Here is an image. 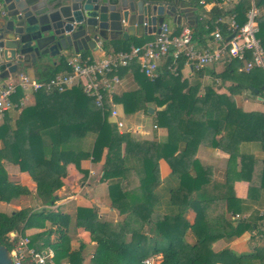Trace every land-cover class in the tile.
<instances>
[{
	"label": "trees",
	"instance_id": "obj_1",
	"mask_svg": "<svg viewBox=\"0 0 264 264\" xmlns=\"http://www.w3.org/2000/svg\"><path fill=\"white\" fill-rule=\"evenodd\" d=\"M198 1L192 0L186 5L196 10L202 7ZM211 1L214 0H203L204 3ZM253 1L259 10L255 18V37L264 52V0ZM248 7V0H239L231 8L230 11L236 14L237 25L244 22ZM208 14L213 18L224 12L213 7ZM205 23V20L196 21L191 26L192 39L199 44L209 39L207 35L213 29L211 21H207V28ZM179 28L180 25L175 26L172 33ZM108 43L102 41L100 46L105 52L109 51ZM115 43L118 47H113V51L127 50L130 45H140L143 41L130 37ZM79 53L82 57L89 56L88 51ZM171 62L172 58L167 56L153 79L140 73L136 65L130 69L128 66L120 68L119 76L131 71L134 86L112 94L110 99L119 104L125 114L137 111L147 114V107H153V125L166 129L164 142L141 140L127 131L119 132L107 120L110 111L107 98L102 107H98L82 92L80 85L62 92L46 93L42 89L34 92L33 104L22 107L13 124H9V119L0 123L3 143L0 148V201L9 202L29 193L17 181L7 179L1 160L26 172L35 183V194L41 204L50 205L54 202V191L61 186L67 164L71 163L79 170L81 160L97 162L104 152L101 178L107 181L110 205L123 218L118 223L101 221L92 209L76 208L72 231L80 227L95 242L87 264H139L143 258L156 253L161 255L159 264H264V246L240 254L228 249L211 250L215 240L237 237L255 224L252 215L247 219L233 217L244 210L242 199L234 196L233 179L249 181L252 157L239 155L242 175L237 173L233 179L210 187L209 179L194 158L196 147L200 144L215 146L217 135L238 144L257 143L264 152V112L244 111L231 98L248 90L250 94L260 96L264 103V69L254 67L245 72L241 69L242 63L232 59L223 63L219 72L210 65L183 77L180 70L184 59L180 57L174 62V70L167 69ZM63 70H68L65 61L39 68L35 76L37 80L45 81ZM205 75L229 81L228 94L216 92L211 84L202 85L201 79ZM249 87L256 88L257 93L249 91ZM21 97L22 92L18 89L11 99L17 102ZM180 143L184 146L178 151ZM160 158L179 180L178 186L170 191L169 200L174 207L170 213L156 210L157 161ZM235 158V155L228 156V172ZM128 170L137 179L136 185L130 188L121 185V178ZM259 187L264 189V159L261 160ZM214 190L216 193H208ZM200 195L203 197L199 198ZM139 203L144 204L140 209L136 206ZM247 203L248 206L252 200ZM188 208L195 213L192 223L182 217ZM146 225L147 230L144 229ZM68 226L59 212L43 207L37 211L21 208L10 214L0 212V242L9 251L25 229L45 228L29 237V246L36 251L46 247L52 250L50 261L44 264H83L85 245L79 242L75 248L71 247ZM187 230L194 236L191 244L184 240ZM22 264L31 263L24 260Z\"/></svg>",
	"mask_w": 264,
	"mask_h": 264
},
{
	"label": "crops",
	"instance_id": "obj_2",
	"mask_svg": "<svg viewBox=\"0 0 264 264\" xmlns=\"http://www.w3.org/2000/svg\"><path fill=\"white\" fill-rule=\"evenodd\" d=\"M214 5L206 4L202 6L199 12H195V16L204 11L210 10ZM215 7V6H214ZM170 24V25H169ZM167 23L168 29L172 32L177 26L174 23ZM136 39L141 41H147L151 39L150 35L146 36H133ZM109 42L108 49L109 51L113 50V47H118V43L115 41L119 40H107ZM102 41L96 43L94 49L87 50L89 56L97 58L101 56L105 51L101 49ZM72 53V52H67ZM55 65L56 59L53 61ZM52 65V63L50 64ZM52 65V66H53ZM135 66L134 62H131L128 65V69ZM48 67V66H47ZM218 66L214 67L217 71ZM41 67L37 65L33 69L30 68L26 70L25 74L36 79L35 71ZM45 69V67L43 68ZM220 71V70H219ZM131 71L126 72L120 76V84L116 85L113 88L112 94L120 93L126 89L133 88ZM181 74H186L185 70H180ZM189 74V73H188ZM190 75V74H189ZM207 77L208 76H204ZM204 79V78H203ZM257 96V101L263 107L261 109L253 110V107L258 106V104L252 101V110H245L240 106L246 100H249L247 97H243L242 100L240 95H233L231 98L235 100L234 102L239 105L244 111H259L264 112V103L263 99ZM238 97V98H235ZM34 102L33 93L26 92V95L23 99V102L20 107H16L12 110H6L0 116V123L3 119H9V124H13L16 117L18 116L22 107L32 105ZM118 112L120 113V119L122 120V127L119 129V132L127 131L134 138L156 142H164L166 139V129L163 127L153 126V120L151 116L144 114L142 111H137L130 114H125L122 112L121 106L115 104ZM153 108V107H152ZM139 116V117H137ZM126 118V120H123ZM139 118L142 121H134ZM216 145L209 146L200 144L195 149L194 158L198 161L199 165L205 172V176L209 179V187L211 184H222L228 179H233L235 174H241V160L239 155H249L252 157V168L249 173V181L241 180L240 178L233 179L232 190L236 198L242 199V206L244 210L240 213H235L234 218L247 219L252 215V220L255 222L252 229L244 231L237 237H232L230 239L219 238L212 242L211 250L213 252H218L224 249H228L236 254L240 253H250L258 247L264 246V189L261 190L259 187V175L261 170V160L264 159V152L261 151L260 146L257 143H242L238 144L233 142L222 135L215 136ZM3 146V143L0 139V148ZM184 144L180 143L177 150L180 151L183 149ZM229 155H235V163L230 164V171L226 169L227 159ZM104 159V152L101 156V159L97 162H92L90 159H83L79 162V170L74 167L73 164L66 165V173L61 178V186L54 191V202L50 205H42L39 198L35 194V183L28 176L26 172L19 171L17 165L12 164L6 160H1V164L7 174V179L12 181H17L22 186L26 187L29 191L28 194L22 195L18 198H13L9 202L0 201V212L5 214H10L13 211L19 210L21 208H27L30 211H37L40 208H45L51 211L59 212L62 221L68 223V228L71 231V247L75 248L77 243H83L84 249L82 255L84 257L83 264H87L90 257L92 256L95 242L91 241L88 235V232L83 230L80 227H76L74 231L72 224L75 217V210L77 207H84L92 209L97 217L101 221H109L112 223L121 222L123 215L119 214L118 211L110 205L107 192V181L101 178L102 170L101 165ZM159 183L155 188L156 194V210L160 213H170L173 210V206L170 204V191L176 188L179 184V180L176 175H174L166 161L160 158L157 161ZM246 173V172H245ZM242 175V174H241ZM137 183L136 176L132 171H125L121 178V185L123 187H133ZM216 193L214 191H208V193ZM251 193V195H249ZM203 195H200L199 198H202ZM208 197V196H207ZM245 199V200H244ZM248 200H252L247 206ZM143 203H139L136 206L138 209L143 207ZM246 207V208H245ZM142 211V210H141ZM145 214L144 212H141ZM256 213V215L254 214ZM195 213L192 209L188 208L182 215V217L188 222L192 223L194 220ZM230 218V215H227ZM45 226H48V222L45 223ZM45 228L31 227L24 230V234L28 236L34 235L41 232ZM147 230V225L145 228ZM52 238V236H51ZM184 240L191 244L194 241V236L190 230H187L184 235ZM49 247H46L47 249ZM61 264H65L62 262ZM221 264V263H217Z\"/></svg>",
	"mask_w": 264,
	"mask_h": 264
},
{
	"label": "built area",
	"instance_id": "obj_3",
	"mask_svg": "<svg viewBox=\"0 0 264 264\" xmlns=\"http://www.w3.org/2000/svg\"><path fill=\"white\" fill-rule=\"evenodd\" d=\"M238 1L214 0L209 3L198 1L201 6L212 4L214 8L224 12L213 18L208 14L209 9L196 15V21H206L205 28L209 25L207 21H211L213 25V29L207 35L209 39L203 44L192 39L191 26H180L176 33H172L167 24L161 23L160 31L151 34L150 40L140 45H130L127 50H111L97 58L82 57L79 52L68 54L64 60L68 70L57 72L48 80H37L22 72L14 78L10 76L12 73L9 74L7 77L9 80L6 81L0 78V116L6 110L20 107L26 92L34 93L39 89L46 93L62 92L72 86L80 85L82 92L98 107H102L104 98H107L110 104L107 120L119 131L122 120L115 103L110 99L113 88L120 84L118 70L131 62H134L138 71L148 79L157 76L159 67L167 56L172 58L167 69L174 70V62L181 57L184 59L182 69L185 73L191 71V74L210 65L228 63L232 59L240 61L241 69L245 72L254 67L264 69V52L255 37L257 30L255 18L259 10L253 0H248L249 7L244 15L245 20L241 25H237L236 14L230 10ZM4 12L0 1V16ZM18 89L21 90L22 97L16 102L11 97ZM8 252L15 264H22L24 260L31 264H44L52 257L50 248L36 251L29 246V238L25 234L17 237ZM160 260L161 255L156 253L143 258L139 264H159Z\"/></svg>",
	"mask_w": 264,
	"mask_h": 264
},
{
	"label": "water",
	"instance_id": "obj_4",
	"mask_svg": "<svg viewBox=\"0 0 264 264\" xmlns=\"http://www.w3.org/2000/svg\"><path fill=\"white\" fill-rule=\"evenodd\" d=\"M0 1L5 11L0 16L1 79L18 68L30 69L45 56L92 50L99 41L151 35L160 31L161 23L196 22L195 8L186 5L192 0ZM249 91L257 93L253 87ZM146 113L152 115L154 109L148 106ZM0 264H15L3 242Z\"/></svg>",
	"mask_w": 264,
	"mask_h": 264
},
{
	"label": "rangeland",
	"instance_id": "obj_5",
	"mask_svg": "<svg viewBox=\"0 0 264 264\" xmlns=\"http://www.w3.org/2000/svg\"><path fill=\"white\" fill-rule=\"evenodd\" d=\"M200 11V9H199V7H197L196 8V11L195 12H199ZM169 24V23H168ZM170 25V24H169ZM109 44V43H108ZM68 54H70V53H64L61 57H57L56 58V64H59V63H64V60H65V58H66V56L68 55ZM219 65V67H218V70L216 71V72H219V70H221L222 69V65L221 64H215V65H213V67H216V66H218ZM26 70L25 69H22V68H18L15 72H13L10 76L12 77V78H14L15 76H17V74L19 73V72H25ZM187 75H189L188 73H186V74H182V76L183 77H187ZM204 78V79H203ZM202 79H201V84L202 85H207V84H211L212 85V87H213V89L216 91V92H219V93H227L228 94V91H227V86L229 85V81H226V80H223V79H221V78H214V79H212V78H210V77H203ZM4 81H6V80H9V78H5V79H3ZM202 92V90H201V88H200V90H199V93H201ZM240 97L241 98H238V97H235V98H238V99H240V100H242L243 99V97L245 96V97H247V98H249L250 99V101L249 100H246L244 103H243V105H241V101H240V106L243 108V109H245V110H252V101L254 102V103H256V104H258V106H256V107H253L254 109L253 110H257V109H261L263 106L261 105V104H259V102L256 100L257 99V96L256 95H253V94H250L249 92H248V90H243L240 94ZM235 101V100H234ZM137 117H139V116H137ZM135 119V118H134ZM138 119V121H142L141 119H139V118H137ZM137 119H135L134 121H136ZM123 120H126V118H123Z\"/></svg>",
	"mask_w": 264,
	"mask_h": 264
},
{
	"label": "flooded vegetation",
	"instance_id": "obj_6",
	"mask_svg": "<svg viewBox=\"0 0 264 264\" xmlns=\"http://www.w3.org/2000/svg\"><path fill=\"white\" fill-rule=\"evenodd\" d=\"M57 57H53V58H48V57H44V58H42V59H40L38 62H37V64H35V65H33L32 67H30V68H34V67H36L37 65H41V67H45V68H48V67H50V66H52V65H50L55 59H56ZM48 66V67H47Z\"/></svg>",
	"mask_w": 264,
	"mask_h": 264
}]
</instances>
